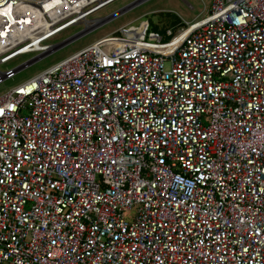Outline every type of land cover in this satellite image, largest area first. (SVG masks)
<instances>
[{
  "label": "built area",
  "instance_id": "built-area-1",
  "mask_svg": "<svg viewBox=\"0 0 264 264\" xmlns=\"http://www.w3.org/2000/svg\"><path fill=\"white\" fill-rule=\"evenodd\" d=\"M114 1L0 0V64L36 54L0 83ZM0 264H264V0L122 27L1 94Z\"/></svg>",
  "mask_w": 264,
  "mask_h": 264
},
{
  "label": "rangeland",
  "instance_id": "rangeland-1",
  "mask_svg": "<svg viewBox=\"0 0 264 264\" xmlns=\"http://www.w3.org/2000/svg\"><path fill=\"white\" fill-rule=\"evenodd\" d=\"M209 7L210 0H116L111 2L88 17L91 19L89 21L93 22V26L87 27L88 31H85L87 30L85 24L87 23L80 22L63 29L57 35L47 38L48 44H56L66 41L77 33L85 31V33H82L72 41H68L58 49L48 54L43 53V55L46 54L44 57L20 70L12 78L1 82L0 95L22 84L47 67L77 52L83 47L100 39L115 37L122 27H124L125 31H129L138 28L142 22L147 21L151 29H153L152 27H156V30L162 33L159 31L156 32L165 36V29L171 27L176 29L178 26H183L185 21L205 17ZM119 10L122 11L109 17V15ZM106 16L108 17L105 18ZM172 18L177 19V22L173 24V22L170 21ZM91 27L93 28L89 29ZM112 44L111 42L105 43L103 48L109 51L108 48H110ZM35 55V53L18 55L7 63H1L0 70L4 71L15 67L33 58ZM166 66H168V64H166ZM23 112L26 113L25 110Z\"/></svg>",
  "mask_w": 264,
  "mask_h": 264
},
{
  "label": "bare ground",
  "instance_id": "bare-ground-1",
  "mask_svg": "<svg viewBox=\"0 0 264 264\" xmlns=\"http://www.w3.org/2000/svg\"><path fill=\"white\" fill-rule=\"evenodd\" d=\"M75 11H76V8L73 10V12H75ZM40 12H43V10H40ZM82 13L83 12L81 11L79 14H82ZM43 21L45 22L44 26L47 28L46 33L50 32L51 31V26H50L51 22L48 20H43ZM85 22L87 23L86 24L87 27L93 25V22H90L89 20H86Z\"/></svg>",
  "mask_w": 264,
  "mask_h": 264
},
{
  "label": "water",
  "instance_id": "water-1",
  "mask_svg": "<svg viewBox=\"0 0 264 264\" xmlns=\"http://www.w3.org/2000/svg\"><path fill=\"white\" fill-rule=\"evenodd\" d=\"M132 4H133V3H132ZM128 6H130V5H128ZM128 6H127V7H128ZM127 7H125V8H127ZM123 9H124V8H123ZM123 9H122V10H123ZM119 11H121V10H119ZM114 14H115V13H114ZM114 14H113V15H114ZM113 15H112V16H113ZM75 37H76V36H74L73 38L70 37V39H67L66 41H63V42L57 43V45H59V46L61 47V46H63L64 44H66L68 41H71L72 39H74Z\"/></svg>",
  "mask_w": 264,
  "mask_h": 264
},
{
  "label": "trees",
  "instance_id": "trees-1",
  "mask_svg": "<svg viewBox=\"0 0 264 264\" xmlns=\"http://www.w3.org/2000/svg\"><path fill=\"white\" fill-rule=\"evenodd\" d=\"M170 21L173 22V24H174V23L177 22V19L172 18ZM149 25H150V24H149ZM152 28H153V29L150 28V30H152V31H159V30H156V27H152ZM166 30H167V29H165L164 32H165ZM159 32H161V31H159ZM161 33H162V32H161Z\"/></svg>",
  "mask_w": 264,
  "mask_h": 264
},
{
  "label": "crops",
  "instance_id": "crops-1",
  "mask_svg": "<svg viewBox=\"0 0 264 264\" xmlns=\"http://www.w3.org/2000/svg\"><path fill=\"white\" fill-rule=\"evenodd\" d=\"M178 28H180V27L178 26L176 29H174V28L171 27V28H169V29H173V30L175 31V30H177Z\"/></svg>",
  "mask_w": 264,
  "mask_h": 264
},
{
  "label": "clouds",
  "instance_id": "clouds-1",
  "mask_svg": "<svg viewBox=\"0 0 264 264\" xmlns=\"http://www.w3.org/2000/svg\"><path fill=\"white\" fill-rule=\"evenodd\" d=\"M111 15H113V14H111ZM81 33V32H80ZM79 33H77L76 35H78ZM76 35H74V36H76ZM74 36H72L71 38H73ZM70 39V38H69Z\"/></svg>",
  "mask_w": 264,
  "mask_h": 264
}]
</instances>
